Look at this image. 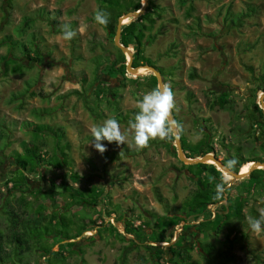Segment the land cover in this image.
Segmentation results:
<instances>
[{
    "label": "rangeland",
    "instance_id": "1",
    "mask_svg": "<svg viewBox=\"0 0 264 264\" xmlns=\"http://www.w3.org/2000/svg\"><path fill=\"white\" fill-rule=\"evenodd\" d=\"M192 1L182 3L180 0H154L155 5L162 9V15L156 17L157 22L151 31L152 35L157 34L155 40H149L150 43H146L145 47L146 56L158 67L166 73L173 71L168 85L173 89L175 103L179 109L173 112V116L183 124L186 143L191 147L205 138L204 133L211 134L216 149L214 155H218L216 157L225 165L232 155L240 161V156L236 153L238 146L242 147L243 157L246 159L253 156L246 152L250 146H258L257 155L264 157V148L260 147L263 146L264 139L255 142L260 136V129L255 126L252 130L245 119L248 114L247 107L252 102L253 90L256 89L254 77L264 75V0ZM248 4L255 8L257 13L240 29L227 27L224 20L230 9L239 14L247 11ZM191 7L193 12L191 17H187L186 13ZM97 9V0H0V41L6 36H11L13 41L28 44L34 59L30 62L17 47L11 49L7 44L0 47V124L5 131L1 129L2 132L10 135L9 139L5 138L0 142V215L2 195H12L11 201L21 196V193H8L7 188L11 189L12 185L6 186L7 180L13 178L14 182L21 183L22 178L26 177L29 179L31 192L24 193L25 199L31 201L35 208L42 204L48 213H61L60 216L56 215L58 225L44 223L32 228V231L37 233H42L45 229L50 232L49 236L44 233L39 243L34 241L35 252L48 253L47 258L41 259V264L64 259L69 264H144L142 257L147 259L148 264H163L160 257L143 247H138L137 244L158 247L151 242L155 237L151 228L155 225L161 230H166L169 220L165 217L168 215L167 211L173 207L175 213H180L183 201L197 189V184L174 169L181 167L175 142L170 147L167 141L157 139L150 141L146 149L135 151L127 145L117 146L115 142L109 144L104 141L107 148L104 154H100L91 146L93 137L90 129L94 125L102 124L118 113L133 119L132 113L137 114L139 111L138 101L154 89L146 86L145 82L138 88L135 83L125 81V86L119 91L121 97L118 105L102 102L98 107L95 104L92 106L98 108L101 118L93 117L82 99L77 96H65L73 89L82 90L84 78L87 80L85 87L89 83H95L98 75L96 66L104 61L105 56L115 53L114 40L107 36L100 25L91 22ZM65 24L77 30V36L70 41L62 37L61 26ZM31 41L36 44L35 47L29 44ZM174 47L175 50L169 52ZM248 47L253 49L245 52ZM38 50L44 59L43 64L36 60ZM10 53L11 57L24 66L23 68H18L14 62L8 63V68L5 67L1 58ZM142 69L140 68L136 75L147 71ZM193 70H196L198 78L190 80L189 73ZM152 75L150 71L145 76ZM120 84L122 85L121 78L114 81L112 87H119ZM157 86L158 80L155 88ZM29 89L46 97H32ZM211 91L216 92V95H211ZM222 92L231 94L235 101V110L224 111L218 107H209L210 100H215ZM188 94L192 95L191 99H188ZM263 94L259 93L256 104L264 113L260 100ZM16 96L19 99L13 100ZM61 96L63 98L60 99ZM90 104L92 105V101ZM45 111L52 113L44 115ZM28 122L50 125L54 133L44 129L26 132L25 124ZM120 125L122 131L129 134V123ZM242 129L245 133H242L241 139L237 133ZM45 140L46 146L38 147V144ZM129 140L131 141L130 134ZM223 141L225 146L222 145ZM30 143L37 148V155L42 154L46 160L44 163L40 162L36 173L33 169L24 173L15 162V159H22L33 166L37 164L33 154L31 153L30 157L25 152L24 147ZM125 149L130 150L132 155H122ZM61 155L68 168L53 169V166H48V161ZM113 155L118 159H114ZM191 155L188 154L187 158ZM28 157L32 161H29ZM251 167L249 163L242 167L243 175L248 174ZM230 168L236 171L235 167ZM59 175L68 176V180L69 175L73 176V179L80 183L79 188L74 194L71 190L69 193L66 191L68 188H59V178L56 183L59 188L57 191L63 194L57 195L55 201H52L47 199V195L51 194L47 179ZM93 175L97 178H93ZM227 179L232 180L230 176ZM94 186L99 189L92 188ZM154 187L160 189L169 207L166 203L159 204L153 194ZM37 191L41 194L38 195ZM14 206L18 207V204ZM210 207L211 211L215 212L216 208ZM254 209L259 214L264 209V192L262 195L248 196L243 210L244 220L237 225L238 241L234 242L231 249L228 247L230 242L223 241L226 230L217 233L216 237L210 236L209 240L213 241L212 244L218 249H226L234 255V261L225 264H254L256 256L264 259V231L255 233L248 224V217L255 214ZM105 211L110 212L112 216L108 217ZM116 217L120 220L118 223H114ZM59 218L64 220V224ZM96 222L97 225L103 223L104 226L96 228ZM126 222L141 227L150 225L151 228L146 227L145 236L137 240L125 232ZM197 223L189 222L195 227H198ZM184 226L185 223H182L176 227L175 238L180 234L186 236L188 232H195V228L185 232ZM115 228L122 235L117 234ZM88 229L94 230L84 233ZM58 230L63 233L61 237L57 234ZM97 230L99 234H96ZM77 236L80 238L74 240V247L68 246L67 241L61 242L64 256L57 259L55 251L59 245L54 251L53 245L62 241L61 238ZM196 236H199L198 232L189 234L188 242L191 243ZM163 238L169 241V234ZM209 240L203 238V243H200L207 245L211 243ZM199 250L196 248L191 253L193 261L197 264H208L209 260H205V255H201ZM201 250L207 253L208 248L206 246ZM39 263L35 255L32 264Z\"/></svg>",
    "mask_w": 264,
    "mask_h": 264
},
{
    "label": "trees",
    "instance_id": "2",
    "mask_svg": "<svg viewBox=\"0 0 264 264\" xmlns=\"http://www.w3.org/2000/svg\"><path fill=\"white\" fill-rule=\"evenodd\" d=\"M182 3L185 2H193L192 0L186 1V0H180ZM99 9L105 11L108 14V23L106 26L100 25L103 30L106 32L107 36L114 40L117 32L118 27V21L121 17L124 15L138 11L139 8L142 5V0H97ZM158 10V11H157ZM193 12V8L191 7L190 10L187 11L186 15L187 17H191V13ZM256 9L252 8L250 4H248L247 11L241 12L239 14H235L230 9V12L228 13V16L225 18V22L227 23V27L230 29H240L243 26H245V22L248 19H251L256 14ZM162 15V9L155 5L154 0H150L149 7L146 10V13L141 16L140 18H137V20H134L130 22L129 24H126L122 27V36H121V43L125 47H129L134 52V60H133V67L138 68L142 66H151L154 67L159 73H161L164 81V85H168V82H171V77L173 76V71H169L166 73L164 69L161 67H158L155 62L146 56L145 54V47L146 43L149 42V40L154 41L157 34L152 35V30L154 28V25L156 24V17ZM91 22H95L94 18L92 17ZM129 21H126L125 23H128ZM19 34V32H17ZM149 34V35H148ZM150 43V42H149ZM4 44L9 45L11 49L17 47L21 53L32 62L34 60L31 57L30 48L31 46H28V44L19 42V41H13L11 36H6L5 38L0 41V47L4 46ZM30 45H33L35 47L36 44H34L32 41L29 42ZM96 48V47H95ZM115 53L110 54V56H105L104 61L102 60L100 65L96 66V70L98 72V75L96 76L95 83H89L87 87H85V84H87V80L84 78L82 81L84 86L82 90L73 89L70 92H68L65 96L71 97V96H77L78 98L82 99L85 106L90 110L93 117L101 118L102 115L100 112H98V108H93L94 104L96 107L100 106L102 102H107L109 105H118V100L121 97L119 94V91L122 87H124L125 81H131L135 83L138 88L141 86L142 83H147L146 86L155 88L157 85V78L155 75L153 76H145L150 71H146L142 74L143 77L134 78L130 76L127 73V56L117 47H114ZM253 48L248 47L245 49V52L251 51ZM95 50V49H93ZM175 50V47L171 49L169 52H172ZM12 53L6 57H2L1 61L4 62V65L6 68L9 67L8 63L14 62L17 63L18 68H23L24 66L17 62V60L14 57H11ZM37 62L40 64L44 63L43 57L40 56L39 50L37 51ZM252 71V69H250ZM135 76H138L134 74ZM122 79V85L120 84L119 87H112L114 81H118V79ZM198 78L196 70H193L189 73V79L195 80ZM255 85L256 89L253 90V94L251 96L252 102L247 107V115H245V119L247 120L249 124V128L253 130V128L256 126L260 129V136L259 138L255 139V142L261 141V139H264V113L261 110L259 106L256 104V99L259 96V93H264V75L259 76L258 78H255ZM149 84V85H148ZM169 86V85H168ZM172 89V87H171ZM173 91V89H172ZM29 94L32 97H46L44 94H39L35 91L28 90ZM23 94V93H22ZM211 95H216V92L211 91ZM22 96V95H21ZM192 95L188 94V99H191ZM63 98L62 96L60 99ZM19 97H15L13 100H17ZM250 99V100H251ZM105 100V101H104ZM90 101H92V105L90 104ZM90 104V105H89ZM209 107L211 109L219 108L221 110H229L233 111L235 110V101L231 94L229 92H222L218 94V97L215 100H210ZM116 109V107H115ZM51 111H45L44 115L51 114ZM135 118L136 112L132 113ZM115 119L119 121L120 124L122 123H129V121H134V118L131 119L129 116H124L122 113H118L116 116H114ZM178 121V120H177ZM179 122V121H178ZM26 129L24 131L26 132H37L41 131L42 129L46 130L47 132L54 133L53 127L46 124H34V123H26L25 124ZM4 131V128L0 124V142H2L5 138L9 139V134H4L2 130ZM5 132V131H4ZM242 133L244 132V129L238 131L239 137L242 139ZM250 134V132H249ZM255 135V133L253 134ZM204 139L198 142L194 145V147H191L189 143H186L185 139V133L180 135V140L183 146V149L185 153H188L191 155L190 158L196 159L206 156L207 154H215V147L213 145L214 138L209 133H204ZM261 137V138H260ZM47 141H42L40 144H38V147H45ZM174 141H167L168 146L172 147ZM222 145L225 146L224 141L222 142ZM32 147V149L30 148ZM264 148L263 146H260ZM25 152L28 153L27 155L33 154L34 161L37 160V164L34 166L31 165L26 160H16L15 162L17 166L19 167V170H22L24 173L30 171V169H33V172L36 173L39 170V164L40 162H45L42 154L37 155V148L32 146L31 143L29 146H25ZM256 148L258 146H250L247 149V153L253 155L251 158H244V153H242V147L238 146L236 147V153L240 156V161H237V158H234L233 155L230 157V160L226 161H233L234 164L232 167L236 168V171H234V168L232 171L235 173H239L246 164L251 162H262L264 163V157H260L257 155ZM191 152V153H190ZM17 155H20L17 153ZM125 157L131 156L132 152L128 149H125L122 153ZM32 156V155H31ZM30 156V157H31ZM218 157V155H216ZM28 157L29 161H32V159ZM114 159H118L115 155H113ZM63 156H55L53 160L48 161L49 167L53 166V169H63L68 168L67 163L64 162ZM207 164H198V165H185L180 162L181 167H174L175 170L178 172L183 173L184 170H186V174L189 180L195 181L197 184V189L194 190L186 199L183 201L182 206L180 208V213H175V209L171 207V210L167 211L168 215H165L166 218H169L167 221V229L161 230L157 226H153L152 228L149 227L150 225H145L143 227L141 226H135L134 223L126 222V229L125 232L128 235H133L134 237L138 239H141L145 236L144 229L151 228L152 235H155L154 241H151L152 243H159L166 245L165 243H168L169 246H162V247H153V246H140L137 244L138 247H143L147 249L150 253L153 255H156L157 257H160L162 259L163 264H197L193 261L192 252L194 250L200 249V254L205 255V260H209L208 264H225L233 262L235 257L234 255L230 254L226 249H218L214 244H212L213 241L209 240L210 236L216 237L217 233H219L222 230H226L227 234L226 237L223 239V241H229L228 247L231 249V246L234 245L235 241H238V234L237 233V225H240L241 221L244 220V214L243 210L246 206V202L249 195H262V192H264V170L257 169L255 170L249 179L237 181L234 185H232L230 188H227L231 181H229L225 176V174L222 172L223 170H219L215 163L212 161L206 162ZM225 165V164H224ZM226 166V165H225ZM31 167V168H30ZM229 168V167H228ZM252 168V167H251ZM52 169V170H53ZM43 170V169H42ZM51 170V171H52ZM47 171V170H45ZM226 173V172H225ZM45 175H43L44 178ZM41 177V175H40ZM70 180H68V176L59 175L54 177L53 179H47L50 183V196L47 195V199H51L52 201H55L57 195H62L63 193H60L57 191V189H67L66 191L70 193V190L74 194L79 188V182H77L76 179H73V176L69 175ZM93 178L95 175L92 176ZM209 177H213L214 179L210 181ZM61 179L60 184L58 186L56 185L57 179ZM18 181L14 182L13 178H10L6 182V186L9 184L12 185L11 189H8V193L14 194V193H21L20 197L14 198L11 195V197L3 196L2 201V214L0 216L3 217V222L0 224V264H32L34 261V256H37L38 260H41L42 258H47L48 253L44 252H35L33 249L34 247V241H37L38 243L42 240V236L44 235H50V232L45 229L44 232L37 233L35 231H32V228L42 226L44 223H50L58 225L57 216H60V212L53 211L48 213L42 204L38 205L37 208L35 206L33 207V204L31 201H28L25 199L24 193L31 192V187L29 184V179L22 178L21 183H17ZM69 182H73L71 185ZM226 182V191L223 194V197L221 200L215 199V193H216V184ZM238 185H241L238 189L234 188ZM251 185V186H250ZM261 186V187H260ZM260 187L259 190L257 188ZM263 187V188H262ZM92 188H97V186H94ZM91 188V189H92ZM101 189V188H100ZM36 191H34L35 193ZM33 193V192H32ZM38 195L41 194L40 191H37ZM153 194L159 204L164 205L167 204V200L162 196L160 189L158 187L153 188ZM15 195V194H14ZM72 196V195H71ZM247 196V197H246ZM7 197V198H6ZM46 199V200H47ZM226 200V202L220 206H217L215 212L213 213L211 211V207L213 205H219L221 202ZM73 201V198H72ZM18 204V207H15L14 204ZM73 204L71 203V206ZM169 207V205L167 204ZM228 211V212H226ZM183 212V213H182ZM227 213H231L230 216ZM255 214H252L254 218H258L260 216L259 213L254 209ZM105 214H108V217H111L112 214L110 212H106ZM201 219H203L201 221ZM59 220L64 224V220L62 218H59ZM120 220L116 217L115 222H119ZM199 222L198 227L192 226L189 224V222ZM182 223H185V226L183 229L185 232H188L190 229L195 228V232H188L186 236H183V234H180L175 238V229L177 226L182 225ZM239 223V224H238ZM98 222H96V228H99L100 226H104L103 223L100 225H97ZM109 224L113 227L112 223L109 222ZM214 226V227H213ZM94 229H88L85 230L84 233L93 231ZM154 230V231H152ZM115 231L117 234L122 235L118 229L115 228ZM200 236H196L193 238L192 242H188V235H192L193 233H197ZM136 233V235H134ZM57 234L59 237L63 235L62 231H57ZM96 234H99V231H96ZM166 234H169V238H167L169 241H167L164 236ZM197 237H199V240L197 241ZM80 238V236H77L75 238H61L62 241L55 243L52 248L59 245V249L56 253L57 259L61 256H64V252H62V244L61 242L67 241L66 244L68 246L74 247L76 244V239ZM209 240L211 243L207 245L204 243L202 245L201 239ZM218 240V239H217ZM219 241V240H218ZM201 242V243H200ZM198 245H194V244ZM208 248L207 253H203L201 248L204 247ZM157 250L156 252H153L152 250ZM38 253V254H37ZM63 261V262H62ZM62 261H56L51 262L50 264H59L62 262L63 264H69L65 259ZM142 262L144 264H148L147 259H144L142 257ZM61 263V264H62ZM254 264H264V259L261 257L256 256Z\"/></svg>",
    "mask_w": 264,
    "mask_h": 264
},
{
    "label": "clouds",
    "instance_id": "3",
    "mask_svg": "<svg viewBox=\"0 0 264 264\" xmlns=\"http://www.w3.org/2000/svg\"><path fill=\"white\" fill-rule=\"evenodd\" d=\"M93 18L98 25L106 26L108 23V14L101 9L95 11ZM61 32L63 39L66 41H70L77 36V30H73L67 24L61 26ZM137 107L139 111L135 115L134 121H129L131 141L129 140V134L122 131L119 121L115 118H108L102 124L94 125L90 129L93 137L90 143L91 146L100 154L107 151L104 141L109 144L115 142L117 146L127 145L130 149L142 151L149 147L150 141L157 139L160 141H174L183 133V124L173 116V112L179 109L170 86L166 84L157 86L147 92L138 101ZM233 163V161H228L226 167H232ZM209 179L211 181L214 178L209 177ZM225 191L226 182L216 184L214 198L221 200ZM248 224L251 231L255 233L264 231V209L261 210L258 218L248 217ZM165 244L169 245L168 243ZM166 245L160 244V246Z\"/></svg>",
    "mask_w": 264,
    "mask_h": 264
},
{
    "label": "water",
    "instance_id": "4",
    "mask_svg": "<svg viewBox=\"0 0 264 264\" xmlns=\"http://www.w3.org/2000/svg\"><path fill=\"white\" fill-rule=\"evenodd\" d=\"M149 2L150 0H142V5L139 8L138 11L135 12H131L128 13L126 15H124L123 17H121L118 21V27H117V32H116V36L114 38V44L115 46L120 49L126 56H127V73L129 75H134L135 71L138 70L141 67L138 68H134L133 67V60H134V52L128 47H125L124 45H122L121 43V36H122V27L126 24H129L130 22L137 20V18H140L141 16H143L146 13L147 8L149 7ZM127 18L129 20L128 23L124 22V19ZM129 56V57H128ZM144 68H148L151 70V72L153 73V75H155V77L158 80L159 86H163V77L161 75V73H159V71H157L154 67L151 66H142ZM138 77H143L142 75H138L134 78H138ZM260 100L262 102V107H264V94L260 97ZM175 144L178 150V157L179 160L187 165H198V164H207V160L208 159H212L213 161L216 162V167L221 171L220 167L224 169V171H222L225 176H230L232 178L230 185L227 188H230L232 185H234L237 181H242L245 179H249L251 174L257 170V169H262L264 170V163L262 162H254L256 163V166H263V168H258V167H252L250 169V172L246 175H242L241 171L239 173H234L230 168L226 167L221 160H219L215 155L213 154H207L204 157H201L199 159H192V158H187L183 148H182V144L180 141V136L179 138L175 139ZM226 172V173H225ZM226 188V189H227ZM116 225V224H115ZM156 246H160V244L155 243ZM169 246V245H166Z\"/></svg>",
    "mask_w": 264,
    "mask_h": 264
},
{
    "label": "bare ground",
    "instance_id": "5",
    "mask_svg": "<svg viewBox=\"0 0 264 264\" xmlns=\"http://www.w3.org/2000/svg\"><path fill=\"white\" fill-rule=\"evenodd\" d=\"M126 21H129V20H128L127 18H125V19H124V22H126ZM142 68H143L144 70L151 71V70L148 69V68H144V67H142ZM139 69H140V68H139ZM139 69L136 70L134 74L138 73V72H139ZM143 69H142V70H143ZM210 161H212V162L215 163V165H216V162L213 161L212 159H208V160H207V162H210ZM249 165H251L252 167L263 168V166H256V163H254V162L249 163ZM220 169L224 171L223 168L220 167ZM241 174L243 175V172H242V171H241Z\"/></svg>",
    "mask_w": 264,
    "mask_h": 264
},
{
    "label": "flooded vegetation",
    "instance_id": "6",
    "mask_svg": "<svg viewBox=\"0 0 264 264\" xmlns=\"http://www.w3.org/2000/svg\"><path fill=\"white\" fill-rule=\"evenodd\" d=\"M182 144V143H181ZM182 148H183V146H182ZM176 150H177V147H176ZM184 150V149H183ZM183 153H185V151L183 152ZM177 155H178V150H177ZM185 155H186V157H187V153H185ZM179 158V157H178ZM180 161V160H179ZM181 162V161H180ZM181 163H183V162H181ZM183 164H185V163H183ZM183 175H185L186 177H187V174H186V170H184L183 171ZM188 178V177H187ZM222 204H224V202H221L219 205H213V207H215V208H218L217 206H220V205H222Z\"/></svg>",
    "mask_w": 264,
    "mask_h": 264
},
{
    "label": "crops",
    "instance_id": "7",
    "mask_svg": "<svg viewBox=\"0 0 264 264\" xmlns=\"http://www.w3.org/2000/svg\"><path fill=\"white\" fill-rule=\"evenodd\" d=\"M129 57V56H128ZM213 212V211H212ZM203 219H201V221H202ZM197 224H199V222L197 223ZM189 236V235H188ZM79 239V238H78ZM57 247V246H56ZM59 249V248H58ZM55 250V247L53 248V251ZM58 251V250H57ZM57 251H55V252H57ZM38 252V251H37ZM42 259H45V258H42ZM40 261V263L39 264H41V260H39Z\"/></svg>",
    "mask_w": 264,
    "mask_h": 264
}]
</instances>
